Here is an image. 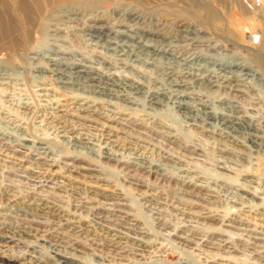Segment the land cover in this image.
Masks as SVG:
<instances>
[{
    "label": "rangeland",
    "instance_id": "1",
    "mask_svg": "<svg viewBox=\"0 0 264 264\" xmlns=\"http://www.w3.org/2000/svg\"><path fill=\"white\" fill-rule=\"evenodd\" d=\"M37 1L29 50L0 54V264H57L58 253L83 264H264V149L204 122L207 113L235 115L264 139V0ZM50 59L63 62L67 79L91 69L97 82L139 84L141 94L116 87L107 105L90 89L62 85ZM204 59L223 71L197 63ZM156 92L163 102L149 105ZM176 93L192 113L177 107ZM135 159L160 173L135 169ZM37 199L50 207L40 226L25 219ZM109 232L122 245L112 246Z\"/></svg>",
    "mask_w": 264,
    "mask_h": 264
},
{
    "label": "bare ground",
    "instance_id": "2",
    "mask_svg": "<svg viewBox=\"0 0 264 264\" xmlns=\"http://www.w3.org/2000/svg\"><path fill=\"white\" fill-rule=\"evenodd\" d=\"M52 2H54V3H59L60 5H61V3H69V2H71V0H51ZM73 1V0H72ZM42 3V2H41ZM72 3V2H71ZM70 3V5H72ZM74 3V2H73ZM42 4H44V3H42ZM47 4V3H46ZM44 6V5H43ZM53 10V9H52ZM38 11H39V3H38V1L37 0H0V54H2V56L4 55L6 58H10L12 55H15L16 53H17V51H19L20 50V48H22V46L23 47H25L26 46V44H28V43H32L33 44V38H34V34L36 33V32H38L37 30H36V22H37V17L39 16V14H38ZM42 13V12H41ZM43 16V15H42ZM37 24H38V22H37ZM40 24H41V22H40ZM99 25V24H98ZM94 26V25H93ZM92 27V26H91ZM96 27V26H95ZM42 28V27H41ZM107 28V27H106ZM95 29V28H94ZM101 30H102V28H101ZM43 31V30H42ZM138 31V30H137ZM99 32H100V30H99ZM98 32V33H99ZM97 33V32H96ZM124 34V33H123ZM127 34V33H126ZM133 34H134V32H133ZM90 35V38H91V34H89ZM143 35V34H142ZM263 35H264V32H263ZM102 36V35H101ZM92 39V38H91ZM152 39V38H151ZM99 40V39H98ZM97 40V41H98ZM103 40V39H102ZM109 40H111V39H109ZM101 41V40H100ZM112 41V40H111ZM117 41V40H116ZM144 42V41H143ZM113 43V42H112ZM115 44V43H114ZM125 44V43H124ZM123 43H122V45H124ZM142 44V43H141ZM109 45V44H108ZM111 45V44H110ZM126 45V44H125ZM28 46V45H27ZM26 46V47H27ZM113 46V45H112ZM29 47V46H28ZM27 47V48H28ZM111 47V46H110ZM119 47V46H118ZM117 47V48H118ZM123 47V46H122ZM141 48V47H140ZM23 49V48H22ZM26 49V48H25ZM143 49V48H142ZM27 50V49H26ZM28 50H29V48H28ZM27 50V51H28ZM112 50V49H111ZM116 50V49H115ZM126 50V49H125ZM155 50V49H154ZM162 52V51H161ZM29 53V52H28ZM149 53H150V51H149ZM148 53V54H149ZM151 54H152V52H151ZM163 54V53H162ZM161 54V55H162ZM253 54H254V52H253ZM252 54V55H253ZM152 55H154V54H152ZM164 55H165V53H164ZM58 56V55H57ZM155 56V55H154ZM254 57V56H253ZM13 58V57H12ZM11 58V60H13ZM51 58V57H50ZM154 58V57H153ZM174 58V57H173ZM257 58V57H256ZM1 59V58H0ZM56 59H58V58H56ZM197 59V58H196ZM8 60V59H7ZM36 60V59H35ZM75 60V59H74ZM149 60H150V58H149ZM199 60V59H198ZM6 61V60H5ZM203 62H201V61H199V62H197V63H205V64H210V65H212L211 67H218V68H220L221 69V71H223V67L224 66H222V65H219V64H215V62L214 63H209V61H206L205 59L204 60H202ZM224 61V60H223ZM69 62V61H68ZM180 62H182V61H180ZM187 62V61H186ZM190 62V61H189ZM193 62V61H192ZM191 62V63H192ZM47 63H48V65H50L51 67H54V69L52 70L55 74H57L58 75V78H56L62 85H66V86H72V85H75V87H76V89H90V91L92 92V94L95 96V99L97 100V99H99V98H102L101 100L103 101V99H105L104 101H105V103L107 104V105H111L113 102H111L112 100H116L117 98H118V96H117V94L116 93H119L118 92V90H116V87L117 88H121L122 90H123V92H126V94L127 95H139V94H141V91H142V89H141V87H139V84H135V83H130V84H128V86H125V85H121V84H119L118 83V81L117 80H115V79H111V78H107L104 82H102V83H99V82H97V81H100V79H98L97 77H95L94 78V76H92L93 74H91V72H89V71H91V69L88 71V70H86L85 68H81V69H78V71L75 73V78L74 79H67L66 78V75H65V71L63 70L64 68H63V62H61V60H54V59H50V60H48L47 61ZM162 63V62H161ZM183 63V62H182ZM195 63V62H194ZM184 64V63H183ZM186 64V63H185ZM193 64V63H192ZM226 64V63H225ZM37 65V64H36ZM66 65V64H65ZM71 65V64H70ZM199 68H195V70L197 71V72H199V73H207L204 69H202V65H198V64H196ZM229 65V64H228ZM186 66H187V64H186ZM188 66H191V65H188ZM32 67V66H31ZM73 67V66H72ZM85 67H87V66H85ZM194 67V66H193ZM38 68V67H37ZM87 68H89V67H87ZM228 68H230V67H228ZM245 68V67H244ZM33 69V68H32ZM66 69H67V67H66ZM65 69V70H66ZM70 69V68H69ZM73 69V68H72ZM219 69V70H220ZM207 70V69H206ZM241 70V69H240ZM208 72H209V70H207ZM213 71V70H212ZM229 71V70H228ZM239 71V70H238ZM95 72V71H94ZM190 72V71H189ZM99 73V72H98ZM214 73V72H213ZM229 73V72H228ZM252 73V72H251ZM2 74V73H1ZM87 75V76H89V77H87V76H82V75ZM96 74V73H95ZM106 74V73H105ZM245 74H247V73H245ZM97 75V74H96ZM115 75V74H114ZM189 75V74H188ZM205 75V74H204ZM242 75V74H241ZM250 75V77H251V74H249ZM99 76V75H98ZM100 76H103V75H101L100 74ZM190 76V75H189ZM2 77V76H1ZM5 77V76H4ZM85 77V78H84ZM118 77V76H117ZM197 77H201L200 75L199 76H197ZM213 77V76H212ZM254 77V76H253ZM100 78V77H99ZM198 78V80H201V81H205V79H206V77L205 76H202L200 79ZM252 78V77H251ZM54 79V78H53ZM80 79H82V81L80 80ZM4 80V79H3ZM216 80V79H215ZM226 80V79H225ZM57 81V82H58ZM102 81V80H101ZM2 82V81H1ZM131 82V81H130ZM212 82V81H211ZM218 82V81H217ZM237 82V81H236ZM97 83V84H96ZM203 83V82H202ZM172 84V83H171ZM188 84V83H187ZM227 84H228V82H227ZM142 85V84H141ZM185 85V84H184ZM184 85H180L179 83H177V84H174V86L173 87H176L177 88V90L175 91V92H178V93H182V94H184L183 92V89H186V87H184ZM217 85V84H216ZM219 85H221V84H219ZM239 86V85H238ZM188 87H189V85H188ZM231 87V86H230ZM230 87H229V89H230ZM170 88V87H169ZM68 89V88H67ZM72 89V88H71ZM190 89V88H189ZM232 89V88H231ZM230 89V90H231ZM192 90V89H191ZM161 91H163V90H161ZM170 91V90H169ZM174 91V90H173ZM86 92V91H85ZM151 92V91H150ZM155 92V91H154ZM171 92V91H170ZM121 93V92H120ZM169 93V92H168ZM122 94V93H121ZM167 94V93H166ZM169 94H171V93H169ZM173 95H174V93H173ZM172 95V96H173ZM179 95V94H178ZM177 95V93H176V96H177V98H176V104H177V107H179L180 106V108L182 109V110H184V111H186V115H189V113H192L193 111V109L192 110H189V105H188V103H187V99H189V98H187L186 96H178ZM185 95H186V93H185ZM89 97H90V95H89ZM88 97V98H89ZM92 97V96H91ZM90 97V98H91ZM120 97V96H119ZM169 97V96H168ZM163 98H164V96H163V94H161V92L160 93H154V94H151L150 95V97H149V100H148V102H149V105H156V104H159L160 102H163ZM122 99V98H121ZM130 99L131 100H129V101H124V100H126V99H124L123 100V102L124 103H126V104H130V106H131V104H134V102H135V98H132V97H130ZM94 100V99H93ZM128 100V99H127ZM191 100V99H190ZM95 101V100H94ZM100 101V100H99ZM122 101V100H121ZM138 101V100H137ZM88 102V101H87ZM188 102H189V100H188ZM191 102H194V101H191ZM121 103V102H120ZM171 103V102H170ZM86 104V103H85ZM98 104V103H97ZM168 104V103H167ZM174 104V103H173ZM195 104V103H194ZM200 104V103H199ZM80 105V104H79ZM83 105V104H82ZM115 105V104H114ZM164 105V104H163ZM201 105V104H200ZM126 106V105H125ZM136 106V105H135ZM208 106V105H207ZM88 107V106H87ZM109 107V106H108ZM121 108V107H120ZM150 108V107H149ZM212 108V107H211ZM210 108V109H211ZM230 108V107H229ZM229 108H228V110H229ZM88 109V108H87ZM130 109H132L131 107H130ZM129 109V110H130ZM227 109V108H226ZM122 110H123V107H122ZM125 111H126V108L124 109ZM59 111V110H58ZM79 111V110H78ZM83 111V110H82ZM85 111V110H84ZM83 111V112H84ZM95 111V110H94ZM196 111H198V110H196ZM225 111V110H224ZM56 112V111H55ZM86 112V111H85ZM92 112H93V110H92ZM96 112V111H95ZM199 112V111H198ZM206 112V111H205ZM208 112V111H207ZM214 112V111H213ZM228 112V111H227ZM230 112V111H229ZM232 112V111H231ZM237 112V111H236ZM56 113H58V112H56ZM79 113V112H78ZM81 113V112H80ZM79 113V114H80ZM87 113V112H86ZM218 113V112H217ZM225 113V112H224ZM67 114V113H66ZM79 114H78V116H79ZM98 114V113H97ZM96 114V115H97ZM101 114V113H100ZM215 114V113H214ZM229 114V113H228ZM58 115H60V114H58ZM63 115H65V114H63ZM62 115V116H63ZM86 115V114H85ZM91 115V114H90ZM198 115V114H197ZM202 115V114H201ZM77 116V117H78ZM80 116H82V115H80ZM84 116V115H83ZM83 116H82V118H83ZM101 116V115H100ZM104 116V115H103ZM106 116V115H105ZM199 116V115H198ZM233 115H231V116H228V115H222V116H219L218 118L217 117H215L213 114H209V113H207V115H206V117H205V121L204 122H206L205 124L207 125V126H209V125H211V124H213L212 122H217L219 125H220V127H222V128H224L225 130H228V131H230L229 133H234V134H248V136H250V137H248V141H249V143L252 145V146H254V147H256V148H261V149H264V139L262 140L260 137H258V135L256 136L255 135V129H253L252 127H250V125L247 123V122H245V121H243V120H238V119H236V118H234V116L232 117ZM92 117V116H91ZM102 117V116H101ZM188 117V116H187ZM197 117V116H196ZM53 118H54V116H53ZM85 118V117H84ZM87 118V117H86ZM85 118V119H86ZM104 118V117H103ZM200 118V117H199ZM84 119V120H85ZM87 119H89V118H87ZM192 119V118H191ZM89 120H91V119H89ZM109 120V119H108ZM196 120V119H195ZM94 121H95V119H94ZM99 121V120H98ZM97 121V122H98ZM104 121V120H103ZM103 121H101V122H103ZM105 121H107V120H105ZM104 121V123H106ZM74 122V121H73ZM91 122H92V120H91ZM113 122V121H112ZM111 122V123H112ZM203 122V123H204ZM100 123V122H99ZM109 125V124H108ZM118 125V124H117ZM213 125H215V123L213 124ZM217 125V124H216ZM110 126V125H109ZM114 127V126H113ZM104 128V127H103ZM115 128H117V127H115ZM109 129H111V128H109ZM257 131V130H256ZM74 134V133H73ZM103 134V133H102ZM233 134V135H234ZM258 134V133H257ZM72 135V134H71ZM105 135V134H104ZM108 135V134H107ZM110 135V134H109ZM103 136V135H102ZM222 136V135H221ZM75 137V136H74ZM76 137H78V136H76ZM101 137V136H100ZM226 137H228V136H226ZM71 138V137H70ZM109 138V137H108ZM236 138V137H235ZM81 139V138H80ZM224 139V138H223ZM227 139H229L230 140V138H227ZM233 139V138H232ZM71 141H72V139H70ZM235 140V139H234ZM76 141H79V140H76ZM83 141V140H82ZM98 141V140H97ZM153 141V140H152ZM17 142V141H16ZM38 143V142H37ZM79 143V142H78ZM6 144V143H5ZM20 144V143H19ZM34 144V143H33ZM33 144H32V146H33ZM82 144V143H81ZM81 144H79V145H81ZM90 144H91V142H90ZM25 146V144H22V146ZM43 145V144H42ZM78 144H76V146H77ZM38 147H39V145H38ZM81 147H82V145H81ZM30 148V147H29ZM35 148V147H34ZM37 148V147H36ZM46 148V147H45ZM79 148V147H78ZM255 148V149H256ZM27 149V148H26ZM86 149V148H85ZM39 150H42L41 148L39 149ZM93 150V149H92ZM7 151V150H6ZM42 152H44V150L42 151ZM198 152V151H197ZM193 153V152H192ZM46 154V153H45ZM104 155V154H103ZM102 155V156H103ZM106 156H108V155H106ZM109 159V158H108ZM139 159V158H138ZM136 160V159H135ZM136 162H137V160H136ZM133 162L132 164H133V167L135 168V169H137V170H141V171H143V172H145V173H147V174H159L160 173V170H159V168H158V166H156V164H151V163H147L148 161H145V162ZM125 168V167H124ZM123 168V169H124ZM130 168V167H129ZM124 171H125V169H124ZM131 172V171H130ZM94 175V174H93ZM128 176V175H127ZM93 177V176H92ZM133 177V176H132ZM40 178V177H39ZM32 179V178H31ZM34 179V178H33ZM48 179H50V178H48ZM43 180V179H42ZM46 180V179H45ZM124 180V179H123ZM39 181V180H38ZM47 181V180H46ZM36 182H37V180H36ZM41 183H42V181H41ZM41 183H40V185H41ZM47 183V182H46ZM29 184V183H28ZM33 184V183H32ZM31 184V187L33 186ZM57 184V183H56ZM39 185V186H40ZM35 186V185H34ZM37 186V185H36ZM47 186V185H46ZM49 186V185H48ZM56 186V185H55ZM41 187V186H40ZM52 187H53V185H52ZM61 187V186H60ZM54 188H56V187H54ZM62 188V187H61ZM57 189V188H56ZM60 189V188H59ZM58 189V190H59ZM34 190H36V187H35V189ZM42 190V189H41ZM50 191V190H49ZM36 192H38V191H36ZM43 192V191H42ZM48 192V191H47ZM46 192V193H47ZM52 192H54V190H52ZM39 193V192H38ZM50 193H51V191H50ZM35 194V193H34ZM55 194H57L56 192H55ZM61 194V193H60ZM59 194V195H60ZM5 195V194H4ZM31 195V194H30ZM51 195V194H50ZM41 196V195H40ZM44 196V195H43ZM46 196H48V195H46ZM52 196V195H51ZM57 196V195H56ZM62 196V195H61ZM117 196V195H116ZM144 196H145V194H144ZM14 198V197H13ZM42 198H44V197H42ZM48 198V197H47ZM117 198V197H116ZM147 198V197H146ZM27 199V198H26ZM46 198H44V200H45ZM7 200V199H6ZM11 200V199H10ZM16 200V199H15ZM38 200V199H37ZM53 200V199H52ZM51 200V201H52ZM57 200V199H56ZM12 201V200H11ZM38 201H40V200H38ZM42 201V200H41ZM40 201V202H41ZM48 201H50V200H48ZM118 202H119V200H118ZM118 202H116V203H118ZM9 203H11V202H9ZM25 203V202H24ZM29 203H31L32 204V202L30 201ZM36 203V202H35ZM34 203V204H35ZM47 203H49V202H47ZM47 203H44V201L43 202H41L40 204H37V205H34V207H35V209H36V211H37V213H35V214H32L31 212V214L32 215H30L29 214V216H25V219L26 220H28L27 222H29V223H31V224H34L35 226H40V225H43V222H45V221H43V219H44V215H46L48 212H47V210H49V208L50 207H48L47 206ZM111 205H115L116 203L115 202H113V203H111V201L109 202ZM28 204V203H27ZM31 204H29L30 206H31ZM104 204V203H103ZM51 205V204H50ZM105 205H107L106 203H105ZM14 206V205H13ZM12 206V207H13ZM102 206V205H101ZM110 206V205H109ZM124 206V205H123ZM14 207H17V206H14ZM51 207H53V206H51ZM77 207V206H76ZM100 207V206H99ZM103 207V206H102ZM115 207H116V205H115ZM121 207V206H120ZM119 207V208H120ZM145 207H146V205H145ZM105 208V207H104ZM103 208V209H104ZM106 208H107V206H106ZM151 208V207H150ZM16 209V208H15ZM33 209V208H32ZM56 209V208H55ZM54 209V210H55ZM61 209V208H60ZM74 209V208H73ZM76 209V208H75ZM143 209H144V205H143ZM2 210V209H1ZM12 210V209H11ZM64 210V209H63ZM82 210H83V208H82ZM81 210V211H82ZM84 210H85V208H84ZM89 210H90V208H89ZM147 210V209H146ZM27 211V210H26ZM31 211H33V210H31ZM35 211V212H36ZM52 211V210H51ZM78 211V210H77ZM94 211V210H93ZM125 211H127V210H125ZM125 211H123V212H125ZM149 211V210H148ZM155 211V210H154ZM153 211V212H154ZM49 212H50V210H49ZM58 212V211H57ZM56 212V213H57ZM90 212V211H89ZM99 212V211H98ZM156 212H157V210H156ZM20 213H21V211H20ZM25 213V212H24ZM67 213V212H66ZM72 213H73V211H72ZM91 213V212H90ZM106 213V212H105ZM113 213V212H112ZM117 213V212H116ZM152 213V212H151ZM162 213V212H161ZM3 214H5V213H3ZM49 214V213H48ZM54 215V213H51V215ZM75 214V213H74ZM2 215V214H1ZM7 214H5V216H6ZM11 215V214H10ZM19 215H21V214H19ZM19 215H18V217H19ZM62 215V214H61ZM78 215H80V214H78ZM98 215H101L102 216V214L101 213H98ZM104 215V214H103ZM118 215V214H117ZM127 215V214H126ZM58 216H60V215H58ZM66 216V215H65ZM101 216H100V218H101ZM110 216H113V215H111L110 214ZM7 217V216H6ZM16 217V216H15ZM77 217V216H76ZM75 217V218H76ZM97 217V216H96ZM121 217V216H120ZM124 217V216H123ZM3 218V217H2ZM8 218V217H7ZM47 218V217H46ZM48 218H50V217H48ZM78 219H79V217H77ZM100 218H99V220H98V217L96 218L98 221H100ZM16 219H17V217H16ZM95 219V220H96ZM121 219V218H120ZM17 220H19V219H17ZM55 220H57V219H55ZM103 220V219H102ZM105 220V219H104ZM107 220H108V218H107ZM159 221H160V219H158ZM20 221V220H19ZM43 221V222H42ZM137 221V220H136ZM140 221V220H139ZM51 222V221H50ZM50 222H49V224H50ZM56 221H54V223H55ZM126 222H127V220H126ZM157 222V221H156ZM47 223V222H46ZM46 223L44 224V225H46ZM53 223V222H52ZM91 223V222H90ZM125 223V222H124ZM163 223V222H162ZM219 223V222H218ZM235 223V222H234ZM56 224L58 225V226H66L67 228L68 227H70V226H73V228L72 229H78L79 228V226L78 225H75V224H70V221L69 220H64V219H60V220H57V222H56ZM77 224V223H76ZM91 224H93V223H91ZM130 224V223H129ZM138 224H140L139 222H138ZM112 225V224H111ZM120 225V224H119ZM126 225V224H125ZM134 225V224H133ZM163 225V224H162ZM165 225V224H164ZM25 227H27V226H29V225H24ZM34 226V227H35ZM92 226H94V225H92ZM92 226H90V227H92ZM110 226V225H109ZM116 226H118V225H116ZM122 226V225H121ZM121 226H119V227H121ZM130 226V225H129ZM160 226V225H159ZM234 226V225H233ZM33 227V226H32ZM31 227V228H32ZM103 227V226H102ZM113 227V226H112ZM29 228H30V226H29ZM62 228V227H61ZM86 228V227H85ZM89 228V227H88ZM88 228H86V229H88ZM107 228H108V226H107ZM114 228H115V226H114ZM133 228V227H132ZM137 228H139V227H137L136 226V229ZM164 228V227H163ZM28 229V228H27ZM40 229V228H39ZM38 229V230H39ZM53 230H54V228H52ZM56 229H57V227H56ZM66 229V228H65ZM90 229V228H89ZM92 229V228H91ZM102 229V228H101ZM100 229V230H101ZM121 229V228H120ZM123 229H126V228H123ZM135 229V228H134ZM133 229V230H134ZM142 229V228H141ZM8 230V229H7ZM6 230V231H7ZM17 230V229H16ZM33 230V229H32ZM48 230V229H47ZM70 230V229H69ZM109 230V229H108ZM107 230V231H108ZM118 230V229H117ZM130 230H131V226H130ZM3 231H5V230H3ZM5 231V232H6ZM28 231V230H27ZM37 231V230H36ZM40 231H41V229H40ZM51 231V230H50ZM49 231V232H50ZM60 231V230H59ZM64 231V230H63ZM67 231V230H66ZM104 231V230H103ZM123 231V230H122ZM126 231V230H125ZM139 231V230H138ZM12 233H13V231H11ZM54 232V231H53ZM89 232V231H88ZM91 232V231H90ZM134 232V231H133ZM2 233V232H1ZM11 233V234H12ZM15 233H16V231H15ZM14 233V234H15ZM28 233V232H27ZM41 233H42V231H41ZM48 233V232H47ZM50 233H52V232H50ZM61 233V232H60ZM67 233V232H66ZM92 233V232H91ZM117 233V232H116ZM237 233V232H236ZM2 234H4V233H2ZM1 234V235H2ZM6 234V233H5ZM19 234V233H18ZM18 234L16 235V237L18 236ZM24 234H25V232H24ZM39 234V233H38ZM63 234V233H62ZM71 234V233H70ZM69 234V235H70ZM109 235H108V237L109 236H111V239L112 240H110L111 241V243L113 244L112 246H117L118 244H121V240H123L124 238L123 237H120V236H122V235H120V236H117V235H115V234H111V232H109L108 233ZM8 235V234H7ZM32 235V234H31ZM44 235V234H43ZM42 235V236H43ZM127 235H128V232H127ZM4 237H5V235H3ZM24 236V235H23ZM22 236V237H23ZM41 236V237H42ZM75 236V235H74ZM73 235H72V237H74ZM105 236H106V234H105ZM15 237V236H14ZM24 237H26V236H24ZM37 237V236H36ZM70 237H71V235H70ZM93 237H95L94 235H93ZM99 237V236H98ZM148 237V236H147ZM34 238V237H33ZM97 238V237H96ZM181 238V237H180ZM14 239H16V238H14ZM20 239V238H19ZM23 239V238H22ZM22 239H21V241H22ZM27 239V238H26ZM34 239H36V238H34ZM38 239H39V237H38ZM110 239V238H109ZM108 239V240H109ZM131 239H132V237H131ZM28 240V239H27ZM134 240V239H133ZM3 241V240H2ZM4 241H8V242H11V241H14V240H12V238H10V237H7L6 236V238L4 239ZM20 241V240H19ZM33 241V240H32ZM18 242V241H17ZM34 242V241H33ZM35 242H36V240H35ZM123 242V241H122ZM242 242V241H241ZM1 243V242H0ZM4 243V242H3ZM31 243V242H30ZM49 243V242H48ZM18 244H20V243H18ZM32 244V243H31ZM137 244V243H136ZM238 244V243H237ZM20 245H22V243L20 244ZM26 244L24 243V247H27V246H25ZM109 245H111V244H109ZM122 245V244H121ZM139 245V244H138ZM137 245V246H138ZM8 246H10V245H8ZM14 246V245H13ZM50 246H53V245H50ZM6 247V246H5ZM18 247V246H17ZM20 248H21V246H19ZM38 247V246H37ZM109 247V246H108ZM35 248V247H34ZM40 248V247H39ZM41 248H43V247H41ZM45 248V247H44ZM103 248V247H102ZM140 248V247H139ZM22 249V248H21ZM27 249V248H26ZM108 249V248H107ZM28 250V249H27ZM74 250V249H73ZM102 250H104V249H102ZM116 250V249H115ZM142 250V249H141ZM24 251V250H23ZM48 251V250H47ZM49 251H51V250H49ZM57 251V250H56ZM59 251V250H58ZM75 251V250H74ZM105 251H108V250H105ZM117 251V250H116ZM145 251V250H144ZM143 251V252H144ZM26 252V251H25ZM24 252V253H25ZM60 252V251H59ZM113 252H114V250H113ZM23 253V254H24ZM53 253L54 254H56L57 255V252L55 253L54 251H53ZM64 253H66V252H64ZM78 254V253H77ZM33 255V254H32ZM11 256V255H10ZM19 256V255H18ZM17 256V257H18ZM58 256H59V260H57V264H83V263H81L79 260H77L75 257H72V256H70V254H64V255H60V253H58ZM74 256V255H73ZM77 257V256H76ZM8 258V257H7ZM16 258V257H15ZM14 257L13 258H8V259H6V261L4 260V259H1V263L3 262V263H5V264H17V261H18V258L17 259H15ZM57 258V257H56ZM100 260V259H99ZM81 261H83V260H81ZM96 261H98V260H96ZM30 261H28L27 263H29ZM91 262V261H90ZM105 262H106V260H105ZM91 263H93V262H91ZM94 263H96L95 262V260H94ZM100 262H97V264H99ZM104 263V262H103ZM107 263V262H106ZM90 264V263H89Z\"/></svg>",
    "mask_w": 264,
    "mask_h": 264
}]
</instances>
